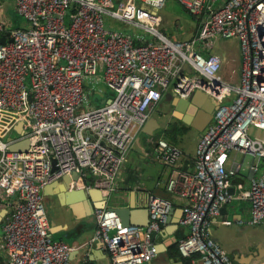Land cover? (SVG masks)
<instances>
[{"label": "built area", "instance_id": "obj_1", "mask_svg": "<svg viewBox=\"0 0 264 264\" xmlns=\"http://www.w3.org/2000/svg\"><path fill=\"white\" fill-rule=\"evenodd\" d=\"M10 1L25 22L14 27L0 14V196L13 198L1 225L7 263L72 264L75 247L50 235L44 185L77 173V188L110 194L150 108L166 92L187 99L200 91L215 109L193 170L178 168L183 152L163 138L153 152L173 167L166 189L184 200L180 223L188 233L176 240L179 256L236 264L210 227L217 219L233 224L221 214L232 203L248 204V225L264 224V0H176L197 25L187 39L159 29L166 0ZM107 18L138 32L107 27ZM216 38L239 42L237 84L218 75ZM89 89L99 92L98 104L87 102ZM24 138L27 151L9 149ZM245 155L253 158L246 173ZM147 208L144 228L123 225L107 207L94 209V239L111 264H146L157 255L151 235L172 204L150 194Z\"/></svg>", "mask_w": 264, "mask_h": 264}, {"label": "crops", "instance_id": "obj_2", "mask_svg": "<svg viewBox=\"0 0 264 264\" xmlns=\"http://www.w3.org/2000/svg\"><path fill=\"white\" fill-rule=\"evenodd\" d=\"M160 17L159 27L171 37L187 39L196 32L197 25L193 19L184 23L175 19L178 34L171 35L170 30L164 26L170 23L164 8L160 10ZM112 26L124 32H136L113 21ZM211 51L221 58L218 75L223 80L237 84L241 60L238 40L216 38ZM102 87H104L103 84ZM187 100H190L188 104L182 110L178 109L176 104L180 99L169 91L150 108L149 117L142 131L131 143L127 159L117 176L115 190L109 194L110 205L115 202L124 206L132 205L136 225L142 228L144 226L139 223L147 221L145 207L150 194L171 202L172 208L168 214V221L165 220L162 223L154 239L151 237L158 253L149 264H191L181 258L177 251L171 250L176 240L188 233L187 227L180 223L184 200L166 189V182L174 172L173 167L158 161L153 152L155 140L163 138L182 150L183 156L178 168L186 171L193 170L196 146L202 134L198 131V127L206 114H213L214 102L200 91L194 92ZM184 117L187 120H183ZM143 129L150 131L151 134L145 133ZM63 178L64 176L58 181L44 185L41 190L52 239L75 247L70 254L72 264H111L103 243L99 239H94L96 225L93 218L95 209L93 205L97 203L96 197L84 193L83 188H77L74 182H70L67 186ZM12 200L13 198L3 200L0 196V238L2 221L9 208L8 204ZM221 214L233 224L221 225L217 219V222L210 227L211 235L225 251H233V254L229 252L233 261L236 264H256L263 261L264 244L262 245V242L264 243V240L260 239L261 244L251 246L249 250L240 244L246 229L255 227L246 223L249 218L248 204L226 205ZM169 228L171 232H168ZM259 229L264 232V224L256 225V228L251 230ZM6 263L5 253L0 249V264Z\"/></svg>", "mask_w": 264, "mask_h": 264}, {"label": "rangeland", "instance_id": "obj_3", "mask_svg": "<svg viewBox=\"0 0 264 264\" xmlns=\"http://www.w3.org/2000/svg\"><path fill=\"white\" fill-rule=\"evenodd\" d=\"M164 12L166 16L169 18L170 23L165 24L164 26L170 30L169 34H178V29L176 22L174 21L175 19L179 20L181 23H184L185 21H190L192 20L191 15L186 11V9L176 0H166V4L164 7ZM0 14L5 19L7 22L11 23L12 26L14 27H20L23 26L24 24V19L21 15H19L16 12V9L13 5V2L10 0H0ZM173 16V17H172ZM105 24L107 27L112 26V19L107 18L105 20ZM127 29L131 31H138L137 29L133 27H127ZM160 30H162L159 27ZM181 32V31H180ZM170 36V35H169ZM87 102L90 103V105H96L98 104L96 102L97 95L99 92L97 90L94 91V93L90 92V89L87 90ZM255 131V129H253ZM253 131V132H254ZM12 135H15L14 133H11ZM255 134V133H254ZM239 158L242 157V155H238ZM253 160V158L250 155H245L244 160H243V167L244 173L247 172V168L249 163ZM255 227L250 228L249 230L246 229L245 234H243V239L240 240V244L242 246H246V250H249V247L253 246H258L260 243V239L264 240V232L261 231L260 229L258 231L256 230H251ZM249 231V232H248ZM264 243L262 242V245ZM233 254V251H229ZM228 252V253H229ZM264 257V255H263Z\"/></svg>", "mask_w": 264, "mask_h": 264}, {"label": "water", "instance_id": "obj_4", "mask_svg": "<svg viewBox=\"0 0 264 264\" xmlns=\"http://www.w3.org/2000/svg\"><path fill=\"white\" fill-rule=\"evenodd\" d=\"M0 41L2 43L5 42L4 36H1ZM184 68L187 69L188 71L190 70V67L186 64L184 65ZM179 99H180V101L176 104V107L178 109L182 110L183 107L185 105H187L190 100L182 99V98H179ZM100 102L102 103L103 101H100ZM214 109H215V105H214L213 111H214ZM212 116H213V114L209 113V114H206L202 118L201 125L198 127V131H200L202 133L205 131V129L207 128L209 123L212 121ZM183 120H187V119L184 117ZM15 130L17 132H19L20 130H22V127L19 126ZM143 131L147 134L148 133L151 134L150 131H147L146 129H143ZM29 144H30V140L27 138H24L17 143L11 144L9 146V149L13 150V151H18V152H25L28 150ZM54 164H55V161L53 160V168H55ZM63 180L65 181L67 186H69L70 182H75L78 180V174L72 173L71 175H65ZM82 191L86 194H92V195H94V197H96L97 203L95 205H93V208L107 207V208L113 210L118 215V217L120 218L123 225L138 226V225H136V221H135L134 216H133L134 213L132 211V205L124 206V205H119L117 202H115L113 205H110L109 204V202H110L109 201V194H105L101 189H99L97 187L83 188ZM229 191L232 192V188H230ZM145 210H146V214H147V221H146V223H139V224H141V226H144V227H146L149 224V211H148L147 206L145 207ZM221 210H225V207H222ZM168 219H169V217L167 216L166 220L168 221ZM168 230H169L168 232H171V228H169ZM155 236H156V232H153L151 235L152 239H154ZM6 264H9V263H6ZM147 264H149V263H147Z\"/></svg>", "mask_w": 264, "mask_h": 264}, {"label": "trees", "instance_id": "obj_5", "mask_svg": "<svg viewBox=\"0 0 264 264\" xmlns=\"http://www.w3.org/2000/svg\"><path fill=\"white\" fill-rule=\"evenodd\" d=\"M90 180H91L90 178H88V179H84V182L86 183V182H89ZM171 250H172V251H177V252H178L176 244H173V245H172ZM186 264H187V263H186Z\"/></svg>", "mask_w": 264, "mask_h": 264}]
</instances>
